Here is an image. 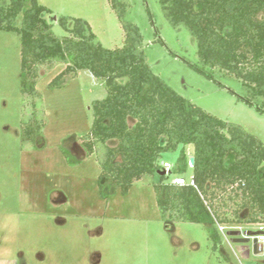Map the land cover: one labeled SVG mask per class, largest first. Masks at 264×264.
<instances>
[{
	"label": "rangeland",
	"instance_id": "374dc122",
	"mask_svg": "<svg viewBox=\"0 0 264 264\" xmlns=\"http://www.w3.org/2000/svg\"><path fill=\"white\" fill-rule=\"evenodd\" d=\"M38 1L51 10L45 17L58 38L67 32L57 18L78 17L89 23L104 47L122 46L124 31L109 0ZM120 1L126 3L124 19L142 34V48L155 74L191 103L264 143V112L257 109L264 108L261 99L246 103L240 98L245 93L239 79L204 67L191 34L168 23L158 0ZM64 67H40L35 86L44 125L34 143L27 141L23 125L34 116L29 97L20 90V38L0 30V264H264V248L255 255L250 242L233 243L227 235L230 226L257 232L264 225H226L224 232L218 231L221 242L214 248L204 223L162 216L153 189L158 173L135 181L126 193L107 178L101 179L100 189L96 154L87 155L81 143L91 124V103L106 90L87 70L52 84ZM178 152H163L160 163L173 165ZM192 152L193 146L185 145L188 165L181 175L186 180L191 177ZM175 176L167 173L164 182Z\"/></svg>",
	"mask_w": 264,
	"mask_h": 264
},
{
	"label": "trees",
	"instance_id": "16d2710c",
	"mask_svg": "<svg viewBox=\"0 0 264 264\" xmlns=\"http://www.w3.org/2000/svg\"><path fill=\"white\" fill-rule=\"evenodd\" d=\"M163 16L183 26L196 43L200 63L217 68L241 82L248 104H264V0H158ZM124 31L123 44L104 47L89 23L60 16L67 35L58 38L45 16L51 10L38 0H10L0 4V30L20 38L21 93L32 106L23 137L35 142L44 125L36 84L40 67H65L51 81L89 71L106 90L91 103L92 120L81 143L95 153L98 176L126 193L144 176L158 173L153 183L162 216L182 222L204 223L215 248L221 242L218 224L264 225V143L240 125L225 121L191 103L149 67L138 26L126 21V3L109 0ZM208 78L210 72L195 67ZM264 112V108L258 107ZM193 146L194 185L164 182L160 157L179 148L169 173L181 175L188 165L185 145ZM62 153L76 162L67 149ZM190 163V162H189Z\"/></svg>",
	"mask_w": 264,
	"mask_h": 264
},
{
	"label": "water",
	"instance_id": "95a60500",
	"mask_svg": "<svg viewBox=\"0 0 264 264\" xmlns=\"http://www.w3.org/2000/svg\"><path fill=\"white\" fill-rule=\"evenodd\" d=\"M53 19H56V17L53 15L52 16ZM190 165H192L193 163V158L191 157L189 159ZM162 173H164V171H162ZM260 231L257 232H251V231H244L243 233L239 230V229H230L227 232V235L231 237V241L233 243H239V244H243L246 245L249 242L252 245V252L255 255H261L263 253V249H262V244L260 242H258L257 238L254 236L253 238H251V235H256L258 234ZM248 252V250H247Z\"/></svg>",
	"mask_w": 264,
	"mask_h": 264
},
{
	"label": "built area",
	"instance_id": "2783aa9c",
	"mask_svg": "<svg viewBox=\"0 0 264 264\" xmlns=\"http://www.w3.org/2000/svg\"><path fill=\"white\" fill-rule=\"evenodd\" d=\"M161 164H162V169H163L164 173H169L172 165L170 163H168L167 161H163V162H161ZM171 181L177 185H184L187 183L194 185V182L192 179L186 180L185 178H183L182 175L175 176ZM262 225L263 224L259 225L260 228H262ZM217 227H218L219 231H221V232H224L226 229V226L222 225V224H218ZM230 228L234 229L236 227L230 226ZM254 236L257 238L258 242H260L262 244V249H263L264 248V231H260L258 234L251 235L250 237L253 238Z\"/></svg>",
	"mask_w": 264,
	"mask_h": 264
}]
</instances>
